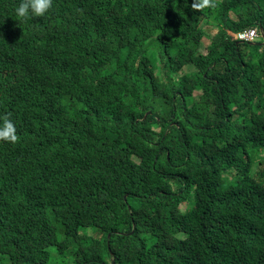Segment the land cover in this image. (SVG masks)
<instances>
[{"label": "trees", "instance_id": "obj_1", "mask_svg": "<svg viewBox=\"0 0 264 264\" xmlns=\"http://www.w3.org/2000/svg\"><path fill=\"white\" fill-rule=\"evenodd\" d=\"M20 2L0 0L19 137L0 141V264H264V0Z\"/></svg>", "mask_w": 264, "mask_h": 264}, {"label": "clouds", "instance_id": "obj_2", "mask_svg": "<svg viewBox=\"0 0 264 264\" xmlns=\"http://www.w3.org/2000/svg\"><path fill=\"white\" fill-rule=\"evenodd\" d=\"M52 5H53V0H21L19 6L16 8L15 11H16V15L20 18H27L30 13L35 17H44L49 12V10L52 8ZM217 6H218V0H193L191 4V8L194 12H203L204 9L215 8ZM202 26L204 27V30L206 32L205 37L203 39L204 44L209 46L211 42L209 44H206L205 38L208 37V31L212 32V30L208 27L205 20L202 22ZM251 32H255V35L251 36ZM213 35H215V33ZM257 37H258V30L252 29V30L246 31L245 33L240 34L238 36V39L240 42L253 43L255 42ZM160 69H161V65L158 64L156 67L157 72H160ZM185 71L186 69L180 73V76H182L185 73ZM201 94H202L201 90H196L194 92V97L198 99ZM149 114L150 112H148L145 118ZM0 120H2V123H0V141H6L12 144L17 143L19 137L17 135L16 126L11 119V113L3 115L2 117H0ZM142 238L145 240H149L150 235H146V234L142 235ZM177 238L180 239V242L182 241L184 242L187 240L185 234H182ZM209 250H210V247H206L204 249L203 257L205 259H209L210 262L213 263L214 260L217 259L218 257L216 255L211 254ZM217 264H221L220 261Z\"/></svg>", "mask_w": 264, "mask_h": 264}, {"label": "rangeland", "instance_id": "obj_3", "mask_svg": "<svg viewBox=\"0 0 264 264\" xmlns=\"http://www.w3.org/2000/svg\"><path fill=\"white\" fill-rule=\"evenodd\" d=\"M214 33H212L211 31H208V37L205 38V43L206 44H209L211 42V37L213 36ZM52 261H53L52 264H64V261H62V262L61 261H58L57 262L54 258L52 259Z\"/></svg>", "mask_w": 264, "mask_h": 264}, {"label": "built area", "instance_id": "obj_4", "mask_svg": "<svg viewBox=\"0 0 264 264\" xmlns=\"http://www.w3.org/2000/svg\"><path fill=\"white\" fill-rule=\"evenodd\" d=\"M255 35V32H251V36Z\"/></svg>", "mask_w": 264, "mask_h": 264}]
</instances>
